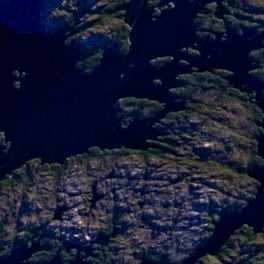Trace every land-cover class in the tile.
Masks as SVG:
<instances>
[{
  "label": "water",
  "instance_id": "obj_1",
  "mask_svg": "<svg viewBox=\"0 0 264 264\" xmlns=\"http://www.w3.org/2000/svg\"><path fill=\"white\" fill-rule=\"evenodd\" d=\"M41 1L0 2V133L8 144L0 146V183L31 161L63 166L90 149L147 151L153 147L148 141L163 136L155 125L185 108V102H177L171 93L183 87L181 74L230 70L228 83L255 92L264 115V81L250 73L257 67L252 54L264 44V32L255 36L254 30H246L239 37L228 30L225 41L197 35L202 10L211 2L223 10V0H161L157 6L150 5L155 0H126L119 6L121 23L128 28L126 51L113 42L99 51L100 60L90 70L79 67L86 54L75 41H68L72 33L68 26L47 29ZM165 56L172 61L154 64ZM130 98L158 103L162 110L150 119L134 115L125 126L117 105ZM260 126L263 133L256 136V146L262 164L247 172L257 182L253 199L240 210L222 211L210 238L181 264L218 256L246 226L254 234L263 231L264 120ZM92 190L91 208L102 198L95 187ZM61 216L60 209L55 217ZM44 250L39 241L22 244L0 256V264H35L30 259ZM80 252L64 263L58 251L47 264H91ZM140 264L150 261L145 258ZM151 264L170 263L161 259Z\"/></svg>",
  "mask_w": 264,
  "mask_h": 264
},
{
  "label": "rangeland",
  "instance_id": "obj_2",
  "mask_svg": "<svg viewBox=\"0 0 264 264\" xmlns=\"http://www.w3.org/2000/svg\"><path fill=\"white\" fill-rule=\"evenodd\" d=\"M46 2L45 15L50 27L85 26L82 35L79 27L74 28L79 34L76 43L80 42L79 47L84 53L85 50L90 53L100 51L113 41L120 47L124 45L125 28L120 18L104 19L106 12L120 13L113 11L119 8V0ZM242 9H246L242 14L248 17L256 11L254 20L258 31L264 32V0H243ZM257 58L262 60V67L259 72L254 70L252 73L258 72L263 81L264 54ZM161 59L172 60L171 57ZM192 80L201 88L193 93L201 105L193 116L181 113L174 116L177 117L179 136H174L177 149L174 155L167 153L170 158L145 160L141 151L125 154L113 150L78 162L69 159L67 168L61 173L31 161L29 170L20 175L16 188L8 190L0 185V223H3L0 248L3 252L9 250L11 243L24 239L26 229L33 226L80 242V245L72 244L75 246L68 248L75 249L77 254L79 248L76 246L82 247V257H85V251L92 249L88 242L98 243L99 233L112 226L115 228L114 242L100 264H140L145 258L150 264L155 258L156 261L164 259L170 264H181L193 255L201 243L210 238L211 222L217 221L218 212L237 206L242 208L254 197L257 182L241 171L249 166L251 145L260 127L254 122L260 114L252 110L244 94L242 98L229 94L224 87L217 91L219 89L208 87V82L212 83L210 80ZM120 104L117 105L119 116L123 115ZM121 106L128 113L139 114L142 119L158 115L150 114L147 107L137 110L126 104ZM133 117L126 118V125ZM262 117L263 122L264 115ZM171 125H174L173 119L166 121L163 118L155 127L164 135L163 128L167 130ZM208 150L210 155H201V151L207 153ZM212 160L216 161L214 165ZM231 166L237 169L236 173L230 174ZM94 185L96 193L103 198L91 208ZM60 209L61 218L53 220ZM247 228L230 238L231 243L222 259L206 256L199 264H264V238L256 235L253 244L247 245ZM84 246L88 248L84 249ZM39 252L42 251L34 255ZM95 257L90 255L85 260ZM30 261L35 263L32 258Z\"/></svg>",
  "mask_w": 264,
  "mask_h": 264
},
{
  "label": "flooded vegetation",
  "instance_id": "obj_3",
  "mask_svg": "<svg viewBox=\"0 0 264 264\" xmlns=\"http://www.w3.org/2000/svg\"><path fill=\"white\" fill-rule=\"evenodd\" d=\"M242 1L243 0H223L222 1L223 10H219L217 8L216 3H212V4L208 5L206 11L204 13H202L196 21L197 28H199V32L197 34L198 37H200L202 39L220 38L221 40L225 41L226 37H227L226 35H227L228 30L233 31L236 35H238L239 37H242V33H244L248 27L251 28V30H256V33L259 34L260 31H258V26L256 25L257 21H255L254 18L251 17L254 13H251V15L249 17L242 14V11L243 12L246 11V9L245 10L242 9ZM112 13L113 12H111V14ZM119 14H121V13H119ZM112 15L117 16L118 14H112ZM262 50L255 52V54L256 55L257 54L258 55L264 54V49H262ZM260 52H261V54H260ZM88 53L89 52H87V54ZM189 53L193 54V55L195 54L194 51H190ZM255 54H252V57L255 59H258L257 58L258 55L256 56ZM85 58H87V56L84 57L81 62H83L85 60ZM260 61H262V60L260 59ZM164 62H166V61L162 60V64ZM158 66H159V63H158ZM261 67H262V63H261ZM197 74H199V73H197ZM197 74L194 73V74L190 75L189 77L197 76ZM227 74H228L227 72H224L222 70L214 69L213 72L201 74L200 77L201 78H208V80H210L212 82L211 86L215 89H219L217 91H221L220 88H223V87L230 91L231 88H229V86L226 85V80H225V76ZM254 75L258 76L257 73ZM179 79L181 80L182 83H184V85H183V87H181L180 90H178V89L173 90L172 93L175 97H177L176 99H183V100L188 99V101H185V108L183 111H180L177 113H172L171 115H168V117L165 118L166 121L173 119L174 125L169 126L167 128V130L165 128H163L164 135L161 136L160 139L156 143L151 142V145H153L154 147H151L148 150H153V152L156 150V153L158 155L159 154L165 155L162 151H167L170 149L173 151L177 150L175 147L176 144H175V138H174L175 134L177 133V131H176L177 124H175L176 123L175 119H177V117H174V116L178 115L180 113L183 115L187 114L189 116L190 115L193 116V114H195V112H196V108L193 109V107L190 106V104L195 103L196 101L200 102L199 99H197L194 94L190 95V94H188L187 91L183 90L184 87L186 86V82L189 83L192 78L190 79V78H188V76H185L183 78V80L181 79V77ZM242 94H244V93H242L241 91H237V95L241 98H242ZM245 96H243V97L246 98ZM121 101L119 103L122 104ZM121 104H120V107H122ZM127 104H129V106L136 107V105L131 101ZM145 105H147V106H145ZM143 106L149 108L150 114L153 115V114L157 113V111L155 112L154 110H152V105L144 104ZM143 106H142V108H143ZM255 139H256V136H254V140ZM208 145H209V143H208ZM118 151L121 152L123 150H118ZM127 151H129V153H131V154H133L134 152H140V151H134V150H127ZM209 151L210 150H208L207 155H209V153H210ZM98 153L101 154L100 151ZM104 153L105 154L111 153V151L110 152H104ZM204 155H206V154H204ZM168 158H170V157H168ZM162 160H164V159H162ZM244 170L245 169L242 168V172H244ZM0 185L6 186L8 190H13L19 184H11V185L8 184L7 185L4 183H2V184L0 183ZM95 207L96 206H94V208ZM222 211H226V210L223 209ZM222 211L218 212V214H217L218 219L221 216ZM215 222L216 221L211 222L212 228L214 227ZM114 229H115L114 227L110 226V229L108 231L99 233L100 235L98 236V238L96 240L98 241V243L101 242L104 245L100 246L96 242H88V246L92 248L93 254L95 253L94 255H96L95 258L89 259L91 264H100V262L103 260V257L105 256L107 249L110 247L112 242H114V237H115ZM26 230H27V232L24 233L25 234L24 239L16 240L15 242L11 243L9 245V251H11L12 249H14V248H16L22 244H28V243H31L32 241L39 240L40 244L44 245L46 250L39 252L32 257V261H34L35 263L47 264L50 261V259L54 255H56V253L58 251H60V256L62 257L63 262L68 263V261H70L72 258L75 257L76 251H75V249L73 251H72V249H68L67 246L69 247L70 244L80 245L79 244L80 242L75 243L72 240L65 239V237L57 236L55 233H52V231L50 229L37 228V227L33 228V226H32L31 228H27ZM88 246L87 247L84 246V249L88 248ZM226 248H227V246L223 249L222 253H220L217 257H215V259H218V260L222 259L226 254ZM99 249H101V250H99ZM5 251H7V250H5ZM7 252H3V253L6 254ZM83 254H84L83 251L80 252V257H82ZM238 256L241 257L242 256L241 253H239ZM153 261H156V259Z\"/></svg>",
  "mask_w": 264,
  "mask_h": 264
},
{
  "label": "trees",
  "instance_id": "obj_4",
  "mask_svg": "<svg viewBox=\"0 0 264 264\" xmlns=\"http://www.w3.org/2000/svg\"><path fill=\"white\" fill-rule=\"evenodd\" d=\"M125 1L126 0H119V2L117 3V5L119 4V6L121 5V4H123V3H125ZM0 2H1V0H0ZM159 1L158 0H156L155 2H152V3H150V5H153V6H155L157 3H158ZM46 3L48 4V2H46V0H42L41 1V5H42V12H41V15H42V17L44 18V20H45V10L47 9V5H46ZM116 10H118V8H115L113 11L114 12H118L119 13V11H116ZM254 11V14L256 13V11L255 10H253ZM111 12L112 11H110V12H106V14H104L105 16H104V19L106 18V19H112L113 17H116V15H112L111 14ZM252 15L251 17L252 18H255L256 17V14L255 15ZM117 17H119L120 18V20H122V18H121V14H118L117 15ZM47 21V20H46ZM123 24V23H122ZM46 26H47V29L48 30H50V32H53V31H55L56 29H58V28H51V27H49L50 25H48L47 23H46ZM70 27V26H69ZM76 27H79V25H77ZM76 27H73V28H76ZM123 28H125V35H124V47L123 46H121L120 47V51L121 52H125L126 51V49H127V45H128V42H127V33H128V28H127V26L125 25V24H123ZM84 31H85V26L82 28L81 27V29H80V31H79V34H83L84 33ZM79 34H76V35H74V37H71V41H77V35H79ZM113 42H116V41H113ZM113 42H111V44L113 43ZM118 43V42H117ZM77 45L78 46H80L81 44H80V42L78 41V43H77ZM120 45V44H119ZM109 46V45H108ZM106 48V47H105ZM105 48H103V49H105ZM102 49V50H103ZM86 52V51H85ZM86 56H87V58H85V60L80 64V66L81 67H83L85 70H90L91 69V67L94 65H96L98 62H99V60H100V54H99V51H96V52H94V53H88L87 54V52H86ZM85 56V57H86ZM155 63L158 65V63H159V65H161L162 64V60L161 59H158L157 61H155ZM258 72H259V70H258ZM257 72V74H259ZM197 74V73H196ZM203 74H205V73H203ZM256 74V73H255ZM201 76V74H197V76H193V77H189L188 76V78H192V79H197V78H199V79H206L205 81H209L208 80V78H201L200 77ZM194 77H196V78H194ZM183 78L184 77H181V79L183 80ZM191 79V81L188 83V82H186V86L184 87V91H187L188 92V94H193V93H196V91H200V87H198L197 85H195V84H193L192 83V80ZM210 82H208V87H211V84H209ZM226 85L228 86V83L226 82ZM201 87H204V86H201ZM237 91L238 90H234V89H231L230 91H228L227 93H229V94H233V95H237ZM173 92V91H172ZM246 95V96H245ZM244 96L250 101L249 103L252 105V110L253 111H256L257 112V114H260V116H256V118H255V125L257 126V127H259V123H261L262 121L260 120V119H262L263 117H262V115H263V113H262V111L258 108V107H256L255 106V104L253 103V101L252 100H254V96L253 95H247V94H244ZM131 99V98H130ZM125 99V100H122L121 102H122V104H126V105H129V104H127V103H129L130 101L131 102H133L135 105H136V109L137 110H141L142 109V106L144 105V104H148V105H152V110H154L155 112L157 111V113L156 114H158V113H160L161 112V110H162V106H160V105H158L157 103H154V102H150V101H148V100H135V99ZM185 101H188V99L187 100H185ZM252 101V102H251ZM200 102H195V103H191L190 104V106H192L193 107V109L194 108H198V107H200ZM145 106H147V105H145ZM145 106H143V107H145ZM120 107V106H119ZM118 107V108H119ZM120 110H121V112L123 111V115H121V116H123V118H124V120L125 121H128L126 118L127 117H132L133 115H135V114H133V112H131V113H128L123 107H121V108H119ZM158 109V110H157ZM125 111V112H124ZM137 114V113H136ZM156 114H153V115H156ZM137 115H139V114H137ZM169 115H171V114H169ZM140 117V116H139ZM168 117V116H167ZM176 124V123H175ZM177 131V130H176ZM263 130L261 129V127H259V129L257 128V130H256V135H254V136H258L261 132H262ZM175 135H177V136H179V131H177V133L175 134ZM159 140V139H158ZM157 140V141H158ZM157 141H152V142H154V143H156ZM3 143H4V139H3V137L2 136H0V145H3ZM151 144V143H150ZM251 149H252V154H251V156H250V158H249V160H250V163H249V166H248V168L247 169H245L244 170V172L247 174V170L248 169H250L252 166H256V165H260L261 164V162H262V160L257 156V146H256V139L255 140H253V143H252V145H251ZM121 150H123V151H121V152H123V153H125V154H129V151H127L126 149H124V148H122ZM100 150L99 149H92V150H90L89 151V153L88 154H85V155H82V156H78V157H76V158H72V159H70V162L71 161H74V162H78V161H80V160H82V159H90L91 157H94V156H97V155H99V152ZM113 151V150H112ZM101 152V151H100ZM104 152H110V151H104ZM104 152H101V154L102 153H104ZM131 152V151H130ZM165 155H161V154H157L156 153V150L153 152V150H148V151H144V152H138V153H140L141 155H143L144 156V158H145V160H147V159H154V160H162V159H167L169 156L167 155V153L168 154H171V155H174V151L173 150H167V151H162ZM135 153V152H134ZM194 153H196V151L194 152ZM210 153H211V151H210ZM210 153H209V155H210ZM202 154H208V153H206V152H203V151H201V155ZM199 156H200V154H199ZM212 162H213V165L216 163V161H214V160H212ZM32 163H36L37 165H39L40 166V162L39 161H34V162H32ZM68 164H69V162L67 161V165L65 164L64 166H60V165H57V164H54V165H45V166H40V167H46V169L47 170H49V171H54V172H63V171H65V169L67 168V166H68ZM30 165H31V163H28L27 164V166H25L24 168H22L21 170H18L15 174H14V176L13 177H7L3 182H1V184L2 183H4V184H9V185H11V184H19V182H20V180H21V177H20V175H23V174H25L28 170H29V168H30ZM230 165H233V164H230ZM229 168V167H228ZM237 172V169L234 167V166H231L230 167V174H234V173H236ZM242 172V171H241ZM249 202V200L247 201V203ZM246 203V204H247ZM244 207V206H243ZM242 207V208H243ZM236 208H238V209H236ZM233 209L234 210H240L241 209V207L240 206H237V207H233ZM232 209V210H233ZM226 211H230V210H226ZM219 219H220V217H219ZM218 219V220H219ZM217 220V221H218ZM2 227H3V223H0V233H1V229H2ZM42 228V227H41ZM44 228V227H43ZM242 230L243 229H241L240 231H238L237 233H236V235L237 234H242ZM247 234H246V236L248 237V243H247V245H251V244H253V241L255 240V238L256 237H254V236H256V235H261L263 238H264V232L263 233H261V234H256V235H254V233H253V230L252 229H250V228H247V232H246ZM245 237V236H244ZM232 239V238H231ZM231 239H230V241L228 242V244L226 245L227 247H228V245L231 243ZM203 243L204 242H202L201 243V245H203ZM200 245V246H201ZM225 246V247H226ZM224 247V248H225ZM12 248V247H11ZM223 248V249H224ZM3 251L4 250H2L1 248H0V255L1 254H5V253H3ZM223 251V250H222ZM9 250H8V252L6 253L7 255L9 254ZM222 253V252H221ZM217 257V256H216ZM155 259H157V258H155ZM256 260H258V258H255ZM204 260H206V259H204ZM186 261V260H185ZM202 261V259L197 263V264H199L200 262ZM256 263H258V261H256ZM175 264H178V263H175Z\"/></svg>",
  "mask_w": 264,
  "mask_h": 264
},
{
  "label": "bare ground",
  "instance_id": "obj_5",
  "mask_svg": "<svg viewBox=\"0 0 264 264\" xmlns=\"http://www.w3.org/2000/svg\"><path fill=\"white\" fill-rule=\"evenodd\" d=\"M155 1H156V0H155ZM155 1H154V2H155ZM158 1H159L158 3H160L161 0H158ZM151 3H152V2H151ZM158 3H157L155 6H157ZM212 3H215V2H211V3H209V5L212 4ZM151 6H153V5H151ZM169 7H171V5H170ZM166 8H167V7H163L162 9L164 10V9H166ZM206 9H207V7H205V9L202 10V12L200 13V15H201L202 13H204V12L206 11ZM116 11H119V8H118V10H116ZM196 21H197V20H196ZM196 25H197V23H196ZM68 28L72 31V33L70 34L71 37H73L74 35H76V34L78 33V30H75L73 27H69V26H68ZM79 29H81L80 26H79ZM247 30H251V29H250V28H247ZM197 31L199 32V28H197ZM254 31H255V36L259 35V34L256 33V30H254ZM225 33H226V32H225ZM77 46H78V45H77ZM78 47H79V46H78ZM262 49H264V44L262 45V47L258 48L256 51H260V50H262ZM189 50H190V49H189ZM256 51H255V52H256ZM83 52H84V51H83ZM189 52H190V51H189ZM85 54H86V53H85ZM85 56H86V55H85ZM165 57H169V56H165ZM161 58H164V57H161ZM161 58H159V59H161ZM171 58H172V57H171ZM252 58H253V57H252ZM171 61H172V60H171ZM171 61H170V62H171ZM253 61H254L255 64L257 63V67L253 66L252 69H251L250 71H251V74H252L253 76H256V75H254V74L252 73V71H254V70H258V69L261 67V61H260V59H255V58H253ZM166 62H169V61H166ZM164 63H165V62H164ZM164 63H163V64H164ZM219 70H222V71L228 73V74L225 76V80H226V82L228 83V82H229V81H228V78L232 75V71H230V70H226V69H219ZM194 73H196V72H193L192 74H194ZM206 73H209V72H206ZM192 74H189V75H192ZM199 74H203V73H199ZM181 75H185V74H181ZM180 77H181V76H180ZM180 77H179V78H180ZM256 77H258V76H256ZM258 78L261 79L260 77H258ZM261 80H262V79H261ZM180 81H181V80H180ZM263 81H264V80H263ZM180 83H182V82H180ZM228 86H229V88L234 89V90L241 91V92L244 93V94H247V95H253V96H254V100H252V101H253V103L255 104V106L258 107V105H257V100L255 101V92H244V91H242V90H240V89L234 88V87L231 86L229 83H228ZM241 87H244V85H241ZM176 89H179V88H176ZM172 90H175V89H171V93H172ZM175 98H177V97H175ZM183 101L185 102V100H183ZM183 101H181V102H183ZM252 101H251V102H252ZM177 102H178V99H177ZM249 102H250V101H249ZM179 103H180V101H179ZM258 108H259V107H258ZM259 109H260V108H259ZM260 110H261V109H260ZM178 112H180V111H178ZM169 114H170V113H169ZM136 115H137V114H136ZM118 116H119V113H118ZM120 117H122V116H120ZM140 118H141V117H140ZM122 119H123V120H122V123H124V124L126 125V121L124 120L123 117H122ZM259 126H260V124H259ZM260 127H261V126H260ZM261 133H263V131H262ZM261 133H260V134H261ZM260 134H259V135H260ZM259 135H258V136H259ZM157 138H158V136H157ZM157 138H156V139H157ZM5 145H6V147L8 146V144H5ZM0 146H2V145H0ZM152 146H153V145H152ZM153 147H154V146H153ZM121 149H122V148H121ZM121 149H118V150H121ZM90 150H92V149H90ZM90 150H89V151H90ZM112 150H117V149H105L104 151H112ZM126 150H127V149H126ZM104 151H103V152H104ZM88 153H89V152H88ZM88 153H87V154H88ZM77 157H78V156H77ZM74 158H76V157H74ZM70 159H72V158H70ZM68 160H69V159H68ZM68 160H67V161H68ZM67 161L65 162V164L67 163ZM65 164H64V165H65ZM261 164H262V163H261ZM261 164H260V165H261ZM53 165H54V164H53ZM64 165H63V166H64ZM260 165H258V166H260ZM60 166H61V165H60ZM253 167H254V166H253ZM253 167H252V168H253ZM252 168H250V169H252ZM250 169H248L247 172L250 171ZM246 175H247V174H246ZM256 184H257V183H256ZM93 187L96 188V185H94ZM99 196L102 197L101 194H99ZM102 198H103V197H102ZM247 204H248V203H247ZM247 204H246V205H247ZM246 205H245V206H246ZM241 209H242V208H241ZM230 211H235V210H230ZM56 219H60V217H59V218H57V217H54V218H53V220H56ZM246 227H248V226H246ZM248 228L252 229V227H248ZM252 230H253V229H252ZM263 232H264V229H263L262 232L257 233V234H261V233H263ZM253 233H254V232H253ZM254 235H256V234H254ZM100 243H101V242H100ZM101 244H103V243H101ZM70 246H75V245L70 244ZM70 246H69V248H70ZM69 248H68V249H69ZM71 248H73V247H71ZM76 248H79L78 250H80V251H81V249H82V247H80V246H76ZM82 251H83V249H82ZM86 251L88 252L87 256H90V255H91V256H94V257L96 256V255H94V254L92 255V249L88 248ZM221 252H222V251H221ZM191 256H192V255H191ZM191 256H190V257H191ZM190 257H189V258H190ZM81 258H83V259L85 260V257H81ZM200 260H201V259H199L198 262H199ZM68 262H69V261H68ZM198 262H197V263H198ZM197 263H196V264H197Z\"/></svg>",
  "mask_w": 264,
  "mask_h": 264
},
{
  "label": "snow or ice",
  "instance_id": "obj_6",
  "mask_svg": "<svg viewBox=\"0 0 264 264\" xmlns=\"http://www.w3.org/2000/svg\"><path fill=\"white\" fill-rule=\"evenodd\" d=\"M3 135V133H0V136H2Z\"/></svg>",
  "mask_w": 264,
  "mask_h": 264
}]
</instances>
